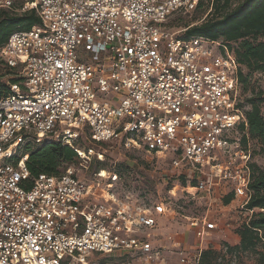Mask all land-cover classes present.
Returning <instances> with one entry per match:
<instances>
[{"label": "built area", "instance_id": "built-area-1", "mask_svg": "<svg viewBox=\"0 0 264 264\" xmlns=\"http://www.w3.org/2000/svg\"><path fill=\"white\" fill-rule=\"evenodd\" d=\"M16 1L39 23L0 47L10 73L0 97V264H199L217 230L206 215L188 219V247L161 228L164 203L118 199L117 175L100 170L86 182L68 166L32 178L28 156L16 153L25 141H57L84 167L95 153L78 145L81 134L93 146L115 142L169 159L183 188L207 201L227 186L225 196L250 217L251 152L237 130L247 125L234 53L221 40L179 35L189 27L167 28L200 0H0V9Z\"/></svg>", "mask_w": 264, "mask_h": 264}, {"label": "trees", "instance_id": "trees-1", "mask_svg": "<svg viewBox=\"0 0 264 264\" xmlns=\"http://www.w3.org/2000/svg\"><path fill=\"white\" fill-rule=\"evenodd\" d=\"M205 1L208 7L205 17L199 24L187 26L189 28L185 35L221 40L234 53L239 65L237 81L243 95L239 106L247 125L245 128L241 124L237 128L240 144L244 149L250 150L251 139H256L264 146V120L260 107L264 102V93L259 91L252 97L245 95L248 74H264V0H200L194 13L202 8ZM38 23L34 10L16 13L12 8L0 9V47L13 32L30 30ZM243 69L248 73L245 74ZM5 88L0 85V97L5 94ZM26 142L31 141L24 143ZM32 143L34 149L27 145L22 154L28 156L25 165L32 178L41 174L55 176L61 173L59 167L67 168L78 163L75 153L60 142L45 140L41 144ZM251 158L252 153L248 163L250 199L246 208L253 210V213L238 230V244L234 247L227 246V252L253 254L257 256L256 264H264V171L252 163ZM173 178L175 181L174 176ZM232 200L233 195L229 194L224 197L223 202L226 205ZM199 264L224 263L217 262L215 252L203 249Z\"/></svg>", "mask_w": 264, "mask_h": 264}, {"label": "rangeland", "instance_id": "rangeland-1", "mask_svg": "<svg viewBox=\"0 0 264 264\" xmlns=\"http://www.w3.org/2000/svg\"><path fill=\"white\" fill-rule=\"evenodd\" d=\"M19 7L20 3L16 1L12 9L16 13H21L18 10ZM207 11L208 7L205 1L202 8L195 13L178 14L171 17L167 22V28L171 31H181L187 26L191 27L199 24ZM184 33L181 32L179 35H185L186 33ZM243 71L245 74L248 73L245 69ZM248 75L245 90L246 97H252L259 91L264 93V74L252 73ZM9 78L10 73L0 63V85L5 87ZM260 107L264 120V102L261 103ZM27 145L34 149L32 142H26L17 149L16 155L21 156ZM78 145L85 149H92L95 153L90 164L84 165V167L79 166L77 163L70 165L74 167L81 179L84 178L86 182H90L93 180L94 172L105 170L107 174H116L118 177L113 192L120 201L149 207H153L156 203H164L167 208L164 210V214L169 220L166 221L164 216L158 217L157 220L164 223L161 228L164 229V232H171L172 234L181 235L182 232L186 233L188 235V247L195 244L194 234L189 227L188 219L206 215L208 222L216 223L217 230L204 240L203 246L204 249L216 253L217 262L224 264H256V255L249 253L229 254L227 252V246L234 247L238 244V230L247 220V213L239 209L238 199H233L229 204H224L223 197H226L225 195L229 192L227 186L219 185L215 187L210 194L211 201H207L200 194L196 195L194 190L183 188L182 181L176 176L179 170L172 171L169 159H167V162H165L166 160H151L152 158L140 153L125 150L115 142L93 146L87 142L85 134H81ZM249 147L252 153V163L264 171V146L258 140L251 139ZM98 153L102 154V161L98 160ZM15 161L16 159H11L9 162L15 163ZM65 168L64 166L59 167V172H62ZM196 174L191 175L192 180L198 177ZM173 176H175L176 181H174ZM169 177L174 182L170 183V181L166 185ZM204 178L205 176L202 175V179ZM171 188L175 189L172 190ZM169 190L172 191L170 194ZM188 193L195 195L190 196ZM97 201L98 199L95 200V202ZM162 217L164 219H161ZM106 262L110 261L101 259L99 263Z\"/></svg>", "mask_w": 264, "mask_h": 264}, {"label": "crops", "instance_id": "crops-1", "mask_svg": "<svg viewBox=\"0 0 264 264\" xmlns=\"http://www.w3.org/2000/svg\"><path fill=\"white\" fill-rule=\"evenodd\" d=\"M181 236H185L184 237V241H185L186 244H188V235L186 233L182 232Z\"/></svg>", "mask_w": 264, "mask_h": 264}]
</instances>
